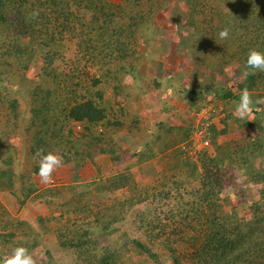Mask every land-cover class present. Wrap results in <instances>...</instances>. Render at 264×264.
Segmentation results:
<instances>
[{
	"label": "trees",
	"instance_id": "trees-1",
	"mask_svg": "<svg viewBox=\"0 0 264 264\" xmlns=\"http://www.w3.org/2000/svg\"><path fill=\"white\" fill-rule=\"evenodd\" d=\"M133 2L134 0H119L118 3L109 0H0V104H3V91H9L8 84L16 89L15 92H24L23 89L28 91L32 102L37 106L33 108L35 110L32 111V117L25 130L26 136L32 142L25 151L29 157L25 160V164L17 163L20 152L15 145L6 141L4 136L7 134L5 131H1L0 190L8 191L16 197L19 196L20 204L29 196H35L38 200L43 199L49 203L52 197L61 194V190H59L61 187L66 190L67 194H78L84 205H79L78 209H74V211L82 212V214L92 213L93 221L85 223V225L84 223L82 225L74 224L76 221H73L69 226L58 227L54 232L57 234V243L60 248L68 247L73 250L75 264H118L116 252L110 251V249L109 251L103 250L97 240L99 236L95 235L94 231L98 230L104 234L123 220L122 216L119 217V204L122 208L126 203L140 205L155 196V194L140 196L141 189L135 185L131 172L119 173L109 179L101 178L99 181L87 185H74L79 180L78 172L88 160H92V151L107 154L112 153L110 147H116L117 136L112 135L108 140L109 149H98L103 141H108H106V134L104 139H101L103 136H98L97 131L99 128L106 132L109 128L114 131L118 130L121 123L115 120L116 111L114 109L123 106L134 95L124 88V93L120 94V98L117 99L121 101L120 104L116 98L117 90L121 91L122 88L117 89L118 86L114 85L113 90L116 93L112 97L106 98L103 87L110 81L122 82L127 74L138 80L143 78L138 74V71L143 68V65L141 67L140 65L144 63V60L136 58L135 41L138 34L141 36L150 34V28H155L156 12L164 9L170 0H157V4H159L156 8L149 2L144 14L140 13L144 12L143 10L135 11L136 9L130 7ZM141 2L148 1L142 0ZM201 2L202 0H185L188 12L182 15V19L189 18L186 21V28L189 26L192 29L197 28L198 20H200L197 15L199 16ZM227 3L230 9L234 10L235 17L229 18L226 22L224 19L222 30L229 29L230 50L235 47V52L230 54L229 60L236 61L243 73L248 70L245 64L250 50L255 49L264 53V0H228ZM34 10L39 11V16L33 19L30 18V14ZM171 20L176 21V17L172 16ZM65 35L77 38L79 54L92 60L94 65L99 68L98 77L90 79L91 86L101 88L100 85H102V88L97 89L96 92L98 102L90 99L77 100L76 93L67 95V91H64L59 85L60 78L63 76L58 71L55 62L58 57L59 45ZM226 40L223 39V45ZM183 45L186 49L192 50L188 44L183 43ZM37 51L45 52V58H42L43 62L37 68V76L34 78L37 80L29 85L30 79L27 76L30 67H34ZM190 54L185 56L179 53L175 58L178 62L183 59L185 65L192 62L195 66L192 65V69L188 72V74H192V77L183 78L181 76L182 84L180 85L187 88L186 94L183 93L184 89L177 91L180 85L177 90L172 88L170 83H173L168 80L165 87L161 86L165 80L161 70L155 72L152 78L142 79L149 80L148 89L145 92L139 89L138 82L135 85L140 90L139 94L143 93L152 97V93H154L158 100L161 99L160 96L164 91H169L168 93H171L172 96L175 93L179 95V99L183 100L186 105L184 112L189 113V122L183 117L182 119L188 125L190 124L188 134L183 129L182 123L175 127H171L163 121L152 125V130L156 132L155 137L138 140H142L140 145L143 147L142 152H138L139 149L134 151L137 155L140 154L139 160L144 151L151 157H155L156 154L164 152L166 148H171L166 145L170 139L173 140V136L186 139L179 145L189 146L187 142L194 130L195 115L202 109L205 101L204 95L207 92L219 100L228 98H231L232 102L239 100V95L232 93L228 88L222 89L221 92L220 87L212 89L209 84V81L221 83L220 75L225 76L228 73L223 68L227 64L226 62L203 56L202 51L198 50L195 56ZM145 58L151 66L155 64L158 66L157 61ZM157 66L156 70H158ZM188 77V81H191V78L194 81L199 80L196 88L187 85ZM207 77L209 80L204 83L202 80ZM245 87L252 93L253 100L261 99L264 96V72H256L255 75H250L247 78L242 77L237 85L239 93ZM166 104L168 105L167 102ZM7 106L11 114L17 118V99H8ZM51 107L57 108V115L49 123L42 120L40 115L44 111L46 116L50 115ZM164 110L166 112L169 110L170 113L174 112L170 108L168 110L164 108ZM119 112L122 115L129 114ZM133 116L135 117V115ZM75 124H80L83 128L82 139L86 140V143L83 140L84 144L70 139L69 136H72ZM245 124L248 127L253 125L251 122H245ZM208 129L210 130V127ZM164 131L166 132L164 133ZM159 139H161L160 143ZM172 143L174 144L175 141ZM136 146L131 148H136ZM38 151H42L44 154L51 151L62 155L64 165L72 168L73 184L57 187L58 189L47 188L37 194L31 174L38 173V157L36 156ZM118 157V155L113 156V161H116ZM199 159L203 168L200 188L196 193L195 200L189 205L190 207H186V205L181 207L183 223L173 227L166 239V248L176 260V250L171 248V245L173 242L186 240L190 244L189 261L191 264H264V202H256L250 206L252 219L246 223L238 220L232 214L221 215L217 211V201L224 179L220 170L215 172L210 170V163L207 162L205 153L201 154ZM31 161L33 162L31 163ZM16 163L21 171H16ZM125 187L134 191L135 198L129 197L124 200L116 198L109 205L96 207L107 198L108 192H117ZM167 196L168 194L164 197ZM92 205L97 208L96 211L91 212ZM7 217L8 215L5 213L0 218V229L4 231H7L6 227L10 226ZM83 218H81L82 221H84ZM43 221V218H39L40 225L36 230L28 222L20 221L19 226L13 222L12 225L15 227L10 233L4 232V235L0 233L3 238L1 242L11 250L16 247H25L32 256H35L38 250V253L40 252L38 247L41 244V239L50 233V229L43 224ZM139 223L145 228L150 241L157 240L160 232L166 231L167 227L161 220L146 218L142 213ZM21 227L22 230H20ZM186 228H191L195 233L189 236V231ZM20 232L23 239L15 238V242H13V236L18 237ZM132 245L147 257L155 258V254L141 241L133 240ZM43 254L46 255L44 260H47L49 252L44 250ZM3 256L5 255L0 254V258ZM50 262H52L51 259Z\"/></svg>",
	"mask_w": 264,
	"mask_h": 264
},
{
	"label": "rangeland",
	"instance_id": "rangeland-1",
	"mask_svg": "<svg viewBox=\"0 0 264 264\" xmlns=\"http://www.w3.org/2000/svg\"><path fill=\"white\" fill-rule=\"evenodd\" d=\"M109 1L113 3L119 2V0ZM141 1L138 0L137 2V0H134L130 7L136 9L135 11L143 10L144 12L140 13L144 14L149 2L154 5V8L159 4H157V0H147L148 2L146 3H142ZM227 2L228 0H202V6L199 7L200 11L198 12L199 16L197 15L200 20H198L199 24L196 29H192L190 26L186 28V21L189 18L187 20L182 19V15L188 12V6L185 0H170L164 9L158 10L154 19L155 28H150L149 35L141 36L138 34L134 45L137 53L136 58L138 60L143 58L144 60V63L140 65V67L143 65V68L138 71V74L143 77L142 79L152 78L155 72H160L161 70L164 75L163 78H165L163 81L164 84L161 83V86L165 87L166 81L168 80L173 83H170L172 88H176L177 90L178 83L182 82V79H176L181 76L183 78L187 76L192 77V74H188V72L194 64L190 62V64L188 63L189 65H185L182 61L183 59H181L176 69V65L171 66V63L179 53L185 56L191 53L195 56L198 50L199 52L202 51L203 56L227 63L223 68L228 73L225 76L223 74L220 75V85L217 82L209 81L212 89L220 87L222 92V89L228 88L232 93L240 95L237 85L240 79H242L241 67L236 61L229 60L230 54L235 52V47L230 50V39L227 38L225 45H223V40L219 38V32L222 31L224 19L226 22L229 18L232 19L235 17L234 10L230 9ZM172 16L176 17V21L171 20ZM183 43L191 46L192 50L186 49ZM77 45V38L71 37L70 35H65L62 38L58 49V57L55 62L58 71L63 76L60 78L59 85L64 91H67V95L73 92L76 93L77 100L90 99L98 102L96 92L97 89L102 88V85H100L101 88L93 87L91 86L90 79L98 77L99 68L94 65L92 60H88L79 54ZM35 57L34 67H30L27 76L30 79L29 85L31 82L34 83V80H37L34 78L37 76V68L43 62L42 58H45V52L37 51ZM145 57L153 58V61H157L158 66L156 64L151 66ZM156 66L158 70H156ZM167 66L169 67L168 69ZM150 73H152L151 76ZM125 77H129V79L125 81L124 78L122 82L110 81L109 84L103 87L106 98L112 97L116 93L113 90L114 85L118 86L117 89L122 88L121 91L117 90L116 100L120 98L119 95L123 94L125 89L133 93V95H142L143 93L139 94L140 90L135 87L137 82L139 89L144 90V92L148 89L147 85L149 80H138L130 74H127ZM188 80H186L187 85L191 88H196L199 80L194 81L193 78L190 79L191 81ZM208 80L209 77L203 78L202 81L205 83ZM7 86H9V91H3V104H0V134L1 131H5L7 134L4 136L6 141L11 145H15L20 152L17 163L25 164V160L29 158L25 154V151L32 143L30 138L26 136L25 130L29 119L32 117V111L35 110L33 108L37 106L32 102L31 95L30 93L28 94V91L23 89L24 92L18 93L15 92L16 89L12 85L7 84ZM180 89H184L185 91L183 93L186 94L187 88L180 85L177 91H180ZM168 92L164 91L162 96H160V100L156 96V99L160 102H156L153 105L144 103L143 107L147 110L152 109L156 116L162 113H168L171 120L165 124L171 126L182 123L184 130L188 134L190 124L188 125V123L183 121L182 117L189 122V113L184 112L183 109L171 113L163 109L165 105L161 102L162 100H172L177 96L176 93L172 96ZM204 96L205 101L203 104L211 105L215 110L210 130L208 129L209 145L207 148L201 149V146H198L195 149L197 151L196 154L195 152L193 153L195 155H188L178 148L179 144L186 139H181L180 137L175 138L173 136L172 141H175V143L173 144L170 139L166 145L167 147L171 146V148H166L164 152L156 154L153 157L156 160L155 162L158 163V166L155 171L152 170L147 173H152L151 176L144 174L143 171H138L139 166H136L133 170L134 174L132 172L135 185L141 189L140 196L144 197L145 195L152 194H155V196L140 205L126 203L122 208L119 204V217L122 216L123 220L104 234L98 230L94 231V234L99 236L97 240L103 250L106 249V251H109L110 249V251L116 252L118 264H191L189 261V253L191 252L189 242L179 240L172 243L171 248L176 250V260L173 259L165 243L173 227L175 228L178 224L183 223L180 212L181 207L184 205L188 207L195 200L203 176V168L199 159L203 153H205L207 162L209 161L210 163V170L213 172L220 170V174L224 179L217 201L218 213L221 215L232 214L238 220L246 223L252 219L250 206L256 202H264V105H261V111H254L251 119L241 120L232 114L234 111V102L217 103L218 101L215 100L214 95L208 92ZM8 99H17L18 101L17 118L8 109ZM261 99L264 100V96ZM129 101L130 99L126 102L124 101L125 104L123 106L121 105L120 108L114 109L116 111L115 120L121 123L118 130L114 131L112 128H109L106 132L99 128L97 131L98 136H103L101 139H104V135L106 134V141L112 135L117 136L116 140L118 142L115 143L116 147H110L112 153H108L109 157L115 156L116 154L119 156L120 153L131 151V145L123 144V142H127L123 136L130 130H134V133L138 132L142 134L143 130L148 129L150 135L155 137V130H152L148 126V124L151 126L156 124L155 115H152L153 119H151L150 115V117L141 115L136 119L133 116L135 115L133 113H136L135 110L130 112L127 109L132 105V103H128ZM119 102L121 104V101ZM165 109H167V105ZM49 111L51 112L50 115L46 116L44 111L40 115V118L50 123L55 118V115H57V108L51 107ZM119 111L129 114L122 115ZM245 122H251L253 125L248 127ZM73 128L72 136H69L70 139L80 141L82 144H84L83 141L86 143V140L82 139V135L84 134H82L83 128L81 125L75 124ZM139 139L141 138L136 137L134 141H138ZM160 141L161 139H159V143ZM108 143L109 141H103V144L98 149H109ZM186 147L188 148L187 145ZM131 149V152H134L138 149V146ZM141 149L140 147L139 150L141 151ZM126 159L129 161L124 160L122 163H129L130 165V158L128 157ZM17 163L16 171H21ZM54 173H57V171ZM35 176V174H31V180L33 182ZM55 179L56 177L54 175L52 183H55ZM26 184L29 183L26 182ZM59 190H61V194L52 197L49 203H46L43 199L38 200L33 196L25 199L22 204L19 203V196L16 197L8 193V191L0 190V218L6 213L8 215L7 220L10 223V226L6 227L7 231L0 229L1 235H4V232L10 233L12 231L13 227H15V225H12L13 222L17 223L18 226L20 221L28 222L36 230L40 225L38 223L39 218H43V224L50 229V233L41 239V244L38 247L40 252L38 253V250L35 256H33L35 264H75L73 250L68 247L65 249L60 248L57 243V234L54 232L58 227L69 226L73 221H76L74 224L82 225L84 223L85 225V223L92 222L94 219L92 213L89 214L86 212L82 214V212L74 211V209H78L79 205H84L83 200H80L81 198L78 197V194H67L66 190L62 189V187ZM167 194L168 196L164 197ZM107 195V198L96 207L109 205L116 198L121 200L129 197L135 198L134 191L128 187L117 192H108ZM73 198L75 199L71 201ZM37 205H43L45 207L41 210L37 209ZM96 207L92 205L91 212L96 211ZM141 213L146 218H156L167 225L166 231L160 232L161 234L156 238L157 240L150 241L147 238L145 228L139 223ZM82 217H84V221L81 220ZM20 230H22V227ZM186 230L189 231V236L195 233L191 228H186ZM1 235L0 254L5 256L10 255L13 250L1 242L3 241ZM15 238L22 240L23 236L21 232L18 237L13 236V242H15ZM133 240L141 241L155 254V258H149L143 252L135 249L132 245ZM44 250L49 252L47 254V260H44V258L46 259V255L43 254ZM50 259L52 262H50Z\"/></svg>",
	"mask_w": 264,
	"mask_h": 264
},
{
	"label": "crops",
	"instance_id": "crops-1",
	"mask_svg": "<svg viewBox=\"0 0 264 264\" xmlns=\"http://www.w3.org/2000/svg\"><path fill=\"white\" fill-rule=\"evenodd\" d=\"M176 58V57H175ZM174 58L173 62L171 63V66L176 65V69L178 61H176ZM153 59V58H152ZM178 79H182L181 77L177 78ZM188 80V78H187ZM182 82L178 83V85H180ZM218 83V82H217ZM220 85V82L218 83ZM162 96V94H161ZM218 102L217 103H225L227 101H230L231 98L228 99H224V100H219V99H215ZM156 102H160L156 99L155 94L152 93V97H150L147 94H142V95H134L132 97V99H130V101L128 103H132L131 106H129V108H127L128 110L132 111L135 110L136 114H135V118H138V116L141 115H146V116H151V119H153L152 115H155V113H153V110H147L144 106V103H146L147 105H153ZM162 103H164V108H166V102L168 103L167 105V109L170 108L171 111H175L177 110H185L186 111V105L184 104L183 100L179 99V95H177L176 97H174L172 100H162ZM171 103V104H170ZM169 111V110H168ZM153 113V114H152ZM149 116V117H150ZM155 120L156 123L157 122H168L171 120L170 116L168 115V113H162L159 114L158 116L155 115ZM162 117V118H160ZM150 123V122H149ZM149 127L152 128L151 125L148 124ZM171 127H175V125H171ZM184 129V127H183ZM125 133V132H123ZM136 137L142 138V140H147V138L152 137V135H150V132L148 129L143 130V133H134V130H130L128 131L123 138L126 139V141L128 142H123L124 145L129 144L132 147L136 146V144H138V149H140V147L143 149V147L140 145L141 141H134L136 139ZM178 140V139H177ZM141 149V152H142ZM155 149V148H153ZM130 150L132 151V149L130 148ZM140 152V150L138 151ZM92 160H88L85 165L81 168V170L78 172L79 175V180L76 181L74 183V185L76 184H82V185H87V184H91L94 183L96 181H99L101 178L102 179H107V178H111L113 176H116L119 173H125V172H133L134 174V169L136 166H139V170L138 171H143L144 174L151 176L152 173L147 174L148 172L152 171V170H156L158 163H156L155 159L153 157H151L149 155V153L147 152H143L142 154V158H140L139 160V153L138 155L136 153H132V152H123L120 153L118 159L116 161L111 162V159H113L112 157L114 156H110L107 154H103L100 152H95L92 151ZM117 155V154H116ZM130 158V165L129 163H122V161L124 160H128L126 158ZM129 161V160H128ZM138 163V164H137ZM129 167V169H128ZM71 171L72 168L71 166H65L58 169L57 173H54L53 176L55 175L56 179H55V183H50V184H42L40 182L39 176L37 174H35V180H34V184L36 185V189L38 191L41 190H45L47 188H57V187H61V186H69L71 184H73L72 182V176H71ZM37 191V193H39ZM33 197V196H29ZM46 205V203H45ZM45 207V206H44ZM43 205H37V209H44ZM36 208V205H35ZM47 208V207H46Z\"/></svg>",
	"mask_w": 264,
	"mask_h": 264
},
{
	"label": "clouds",
	"instance_id": "clouds-1",
	"mask_svg": "<svg viewBox=\"0 0 264 264\" xmlns=\"http://www.w3.org/2000/svg\"><path fill=\"white\" fill-rule=\"evenodd\" d=\"M38 16H39L38 10H34L30 14V18L33 19L37 18ZM228 36H229L228 28H225L219 32V38L222 40L227 39ZM245 66L246 69L248 70L241 73V76L243 78H247L250 75H255L256 72H264V53L259 52L255 49L250 50L247 54ZM128 79L129 77H125V81H127ZM261 105H264V100L259 98L253 100L252 93L249 91L247 87H245L240 90L239 100L234 102V111L232 114L237 119H241V120L251 119L254 111L262 110L260 107ZM204 106H211V105L204 104L202 108ZM182 145L183 144L179 145L178 148L181 149ZM182 151L186 153L184 150ZM36 156L38 157L37 175L39 176L40 182L42 184L52 183L53 173L58 169L64 167L63 156L57 155L55 152H51V151L48 152L47 154H44L42 151H38L36 153ZM0 264H35V260L33 259V256L29 253L27 248L16 247L13 249L10 255H6L3 258H0Z\"/></svg>",
	"mask_w": 264,
	"mask_h": 264
},
{
	"label": "built area",
	"instance_id": "built-area-1",
	"mask_svg": "<svg viewBox=\"0 0 264 264\" xmlns=\"http://www.w3.org/2000/svg\"><path fill=\"white\" fill-rule=\"evenodd\" d=\"M214 112L215 110L211 106H204L200 111L196 113L194 130L187 142L189 146L187 145L188 148L186 147V145L181 146V149L184 150L188 155L193 154L194 152L196 154L197 151L195 149H197L198 146H201V149H204L209 145L208 127L213 121Z\"/></svg>",
	"mask_w": 264,
	"mask_h": 264
}]
</instances>
